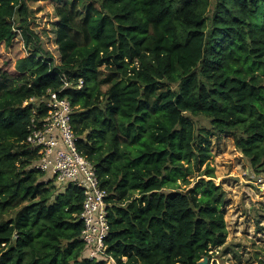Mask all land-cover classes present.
<instances>
[{
  "label": "trees",
  "instance_id": "trees-1",
  "mask_svg": "<svg viewBox=\"0 0 264 264\" xmlns=\"http://www.w3.org/2000/svg\"><path fill=\"white\" fill-rule=\"evenodd\" d=\"M67 9L87 42L68 39ZM75 107L77 149L107 189L115 264H197L225 244V192L210 136L230 135L264 172V0H0V264H103L79 237L83 191L31 168V106ZM211 130L197 129L193 118ZM202 172L191 187L187 176Z\"/></svg>",
  "mask_w": 264,
  "mask_h": 264
},
{
  "label": "built area",
  "instance_id": "built-area-1",
  "mask_svg": "<svg viewBox=\"0 0 264 264\" xmlns=\"http://www.w3.org/2000/svg\"><path fill=\"white\" fill-rule=\"evenodd\" d=\"M62 86L58 90L48 89L44 96L31 97L23 107L31 106L25 144L37 153L31 168L42 172L44 183L53 182L61 193L69 185L83 191L84 200L79 219L84 228L79 241L82 242L89 260L104 257L103 264H115L104 252V241L109 231L107 220V189L101 184L95 166L77 149L78 137L71 123L75 107L61 95L64 90L81 89L82 77H71L58 72Z\"/></svg>",
  "mask_w": 264,
  "mask_h": 264
},
{
  "label": "rangeland",
  "instance_id": "rangeland-1",
  "mask_svg": "<svg viewBox=\"0 0 264 264\" xmlns=\"http://www.w3.org/2000/svg\"><path fill=\"white\" fill-rule=\"evenodd\" d=\"M210 1L213 6L215 0ZM65 13L68 16V39L76 45L85 44L87 39L81 32L79 20L67 9L63 11ZM3 83L0 78V87L7 86ZM193 122L197 129L211 130L202 117L193 118ZM210 152L208 164L213 169V180L225 192L222 208L227 238L223 246L210 252L208 264H264V172H254L248 159L236 149L230 135H211ZM204 166L187 176L189 183L178 181L181 189L191 187Z\"/></svg>",
  "mask_w": 264,
  "mask_h": 264
},
{
  "label": "water",
  "instance_id": "water-1",
  "mask_svg": "<svg viewBox=\"0 0 264 264\" xmlns=\"http://www.w3.org/2000/svg\"><path fill=\"white\" fill-rule=\"evenodd\" d=\"M197 264H208V257L204 256Z\"/></svg>",
  "mask_w": 264,
  "mask_h": 264
}]
</instances>
